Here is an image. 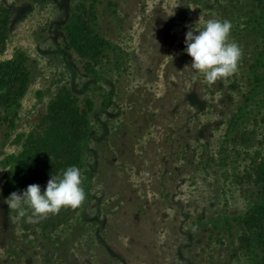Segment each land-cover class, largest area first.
I'll use <instances>...</instances> for the list:
<instances>
[{
    "label": "rangeland",
    "instance_id": "374dc122",
    "mask_svg": "<svg viewBox=\"0 0 264 264\" xmlns=\"http://www.w3.org/2000/svg\"><path fill=\"white\" fill-rule=\"evenodd\" d=\"M263 5L99 0L75 8L71 0H0V93L8 91L6 66L16 51L30 70L17 103L11 106L10 91L0 103V264H264L248 225L210 222L243 214L262 197L264 26L255 15ZM83 13L96 17L94 28ZM209 18L230 20L229 38L241 48L236 71L213 83L184 51L186 31ZM244 105L247 117L226 137ZM85 123V199L40 219L27 206L17 215L5 200L39 166L30 164L19 183L7 180L2 160L29 135L57 129L63 149L45 157L51 172L36 177L43 192L57 174V156L70 155Z\"/></svg>",
    "mask_w": 264,
    "mask_h": 264
},
{
    "label": "trees",
    "instance_id": "16d2710c",
    "mask_svg": "<svg viewBox=\"0 0 264 264\" xmlns=\"http://www.w3.org/2000/svg\"><path fill=\"white\" fill-rule=\"evenodd\" d=\"M99 0H71L72 6L75 8L86 7L90 2H97ZM92 4V3H91ZM81 21L90 28L96 25V17L89 13H83ZM255 21L260 26H264V5L258 9L255 15ZM63 31L68 42L72 43V30L68 25H64ZM109 45V42H106ZM7 69L10 73V80L8 83V91H10V103L14 106L17 103V91L22 85V78L26 80L30 75V70L26 62V55L22 51H16L7 64ZM1 68V64H0ZM7 93H0V103L7 102ZM247 117L246 105H244L238 112H236L229 124L226 137L230 136L238 125ZM90 133L91 128L89 123L82 125L81 130L72 144V149L69 156H57L55 166L57 174L59 175L63 169L70 165H76L80 168L82 174V185L85 191L88 190L91 181V172L88 167V157L91 155L90 151ZM24 144L18 153H11L7 155L1 162L3 168H8L6 178L8 181L16 179L19 183L24 179L32 163L39 167L34 170V175L25 180V188L27 185L36 183L39 180L36 178L40 174L46 178L45 174L50 173L51 169L45 162L52 151H60L63 149V140L60 132L55 128H48L40 137L35 138L31 135L24 139ZM218 156L223 158V154L219 151ZM31 164V165H30ZM34 168V165H32ZM38 174V175H37ZM264 174V173H263ZM37 175V176H36ZM260 184L262 185V197L260 203L247 209L243 214H230L226 216L214 217L211 219L213 226H218V222L228 226L231 222L236 221L248 225L252 229L254 235L255 245L264 247V219L260 217L259 211L264 210V175L260 177ZM219 220V221H218Z\"/></svg>",
    "mask_w": 264,
    "mask_h": 264
},
{
    "label": "clouds",
    "instance_id": "9594fccd",
    "mask_svg": "<svg viewBox=\"0 0 264 264\" xmlns=\"http://www.w3.org/2000/svg\"><path fill=\"white\" fill-rule=\"evenodd\" d=\"M232 23L228 19L209 18L203 28L185 33L184 51L191 57V68L203 74V78L213 83L223 79L237 69L241 48L230 40ZM85 199L82 174L76 165L67 166L59 175H51L43 192L36 183L27 185L21 192H12L5 202L17 215H23L25 206L31 209L32 217L40 219L49 213L69 206L76 208Z\"/></svg>",
    "mask_w": 264,
    "mask_h": 264
}]
</instances>
